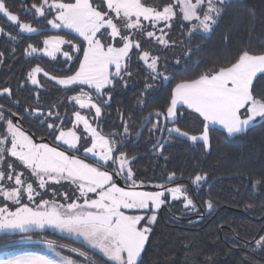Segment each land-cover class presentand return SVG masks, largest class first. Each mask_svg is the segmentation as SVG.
<instances>
[{
	"label": "snow or ice",
	"instance_id": "obj_1",
	"mask_svg": "<svg viewBox=\"0 0 264 264\" xmlns=\"http://www.w3.org/2000/svg\"><path fill=\"white\" fill-rule=\"evenodd\" d=\"M228 2L169 0L158 10L142 0H52L51 3L33 0L30 8H25L26 12L34 10L33 15L38 17L51 15L48 12L51 9L55 14L46 19V23L52 29L70 30L67 39L59 34L45 38L43 49L29 43L24 49L26 55L43 51L45 56L55 59L61 46L68 44L70 49L63 52L67 60L73 58L69 54L72 49L82 56L76 58L79 67L73 74L60 78L35 66L27 80L39 85L37 74L43 72L57 85L77 93L68 98L69 102H74L80 110H87L88 115L74 108L72 127L66 129L58 111L31 109L30 114L41 120L57 142L50 146L35 142L34 136L26 134L19 121L11 118L20 113L13 111L6 116L5 106L0 104V182H12L8 187L0 184V197L8 202L0 206V233H31L44 245L39 250L3 251L0 264H140L151 225L157 221L158 210L169 197L172 201L182 200L186 209L196 208L186 186H169L175 181V172L167 174V182L156 184L154 190H140L145 182L136 179L132 167L135 157L123 151L117 133L106 136L99 130L98 122L102 109L111 101V92L105 90L115 88L117 82L126 86L125 78L132 76L128 65L134 49L133 54L150 70V81L175 79L169 75L167 59L161 66L159 55L150 56L149 51L142 48L138 35L154 38L166 48L175 46L176 41L165 39L168 36L165 29H171L174 20L187 22L181 25L189 29L187 51L173 57L179 65L193 55L190 42L193 33L211 32ZM0 14L16 24L21 33L37 32L32 24L20 21L6 0H0ZM158 25L162 26L157 28ZM0 34H4L3 28ZM71 34L80 38L78 43ZM8 35L12 40L17 39L15 35ZM3 55L0 52V57ZM260 81H264V49L243 50L226 65L205 69L192 78H182L172 90L166 109H156L145 117L146 122L152 123L149 132H166L169 138L175 134L192 142H202L207 151L211 147L210 131L214 126H219L228 137H235L254 127L258 117L264 119V92L254 89V82ZM80 86H87L91 91ZM145 87L151 88L152 84ZM5 94L12 97L11 89H0V95ZM14 103L18 105L19 101ZM183 109L195 113L201 121L199 135L178 126L177 117L183 114ZM24 111L30 110L25 108ZM81 126L82 132H78ZM123 134L130 135L126 120ZM136 135L140 136L141 132ZM154 147L162 153L164 144L158 140ZM81 151L83 157L78 155ZM8 157L14 159L9 161ZM88 158L90 162H86ZM25 169L30 175H26ZM117 177H122L127 187L119 186ZM206 180V174L194 177L196 184ZM62 181L74 186L72 195L52 187ZM262 182L264 175L252 181L255 185ZM205 203L209 211L213 210L211 200ZM48 230L58 234L60 239L49 238ZM62 239H70L79 246L63 243ZM255 246L264 250V236L255 241ZM97 253L104 258L102 261L96 259Z\"/></svg>",
	"mask_w": 264,
	"mask_h": 264
},
{
	"label": "trees",
	"instance_id": "obj_2",
	"mask_svg": "<svg viewBox=\"0 0 264 264\" xmlns=\"http://www.w3.org/2000/svg\"><path fill=\"white\" fill-rule=\"evenodd\" d=\"M32 2L25 0L24 5H21L8 0L7 6L12 12L21 13ZM168 2L144 0L146 5H156L158 8ZM23 15L37 31L45 30L40 28L42 20H36L32 12ZM181 25L179 22L175 24L171 38L176 43L181 42L184 53L189 42L185 33L189 30ZM0 28L4 30V34H0V52L4 53L0 57V89L8 87L12 91V97L0 95V104L9 112L20 113L18 118L27 134L37 140L47 139L52 145L53 140L48 135L47 127L42 126L40 119L33 117L30 111L39 107L47 112L52 108L54 113L58 111L61 118L65 116L66 119V104L63 101L73 91H67L66 94L48 83L40 89L30 87L27 75L35 66L58 77L63 76L64 71L59 63L33 55L26 56L24 51L29 43L37 47L39 40L49 32L22 36L1 18ZM5 34L15 35L17 39H7ZM190 42L193 55L186 61L182 60L179 65L173 60L175 49L169 50L170 54L168 51L158 54L161 66L167 59L169 75L175 79L168 82L150 81V74L141 69L133 50L128 65L132 76L125 78L127 85L117 82L115 88L105 90L111 92V101L102 109L99 129L106 136L118 134L120 147L129 157H135L132 167L136 179L145 182L144 187L152 183H166L167 174L175 172L176 178L172 185L185 184L191 189L195 175H207V180L197 184L196 190L187 191L196 205L195 213L179 214L181 207L172 205L158 215L140 264H264V250L255 246V241L264 236V182L260 185L252 183L264 175V120L232 139H228L222 131L213 129L210 131L211 147L208 151L199 143L191 144L174 135L169 138L164 132L161 140L164 148L161 153L154 147L160 133L149 132L152 123L142 133L139 142L135 143L136 133L142 127L145 117L156 109H166L172 88L182 78H192L205 69L226 65L243 50L258 52L264 49V0H229L213 30L207 35L193 34ZM148 83L152 84L151 88L145 87ZM257 92H264V81H260ZM16 100L19 101L18 105L14 103ZM53 105L56 107L53 108ZM25 108L30 111L25 112ZM125 120L130 131L127 137L123 134ZM151 121L154 123L155 117ZM177 122L179 127L190 134L202 131L201 121L186 114L178 116ZM234 176L236 178L227 179ZM218 178L221 180L215 182L206 194L208 185ZM54 188L75 192L67 183ZM209 200L213 202L211 211L205 203ZM187 210L184 209V212ZM47 235L49 238L60 239L58 235L49 232ZM29 236L30 242L21 241ZM37 240L38 237L31 233L1 236L0 251L39 249V245L31 243ZM61 242L79 246L70 239H62ZM96 259L103 260L98 255Z\"/></svg>",
	"mask_w": 264,
	"mask_h": 264
},
{
	"label": "rangeland",
	"instance_id": "obj_3",
	"mask_svg": "<svg viewBox=\"0 0 264 264\" xmlns=\"http://www.w3.org/2000/svg\"><path fill=\"white\" fill-rule=\"evenodd\" d=\"M7 1L8 0H6V4H7ZM49 2L51 3L52 2V0H49ZM72 2H74V0H72ZM142 2L144 3V0H142ZM18 3V2H17ZM148 6H154V7H157L156 5H148ZM158 8V7H157ZM24 10H23V12H21V13H15V12H13L14 14H17L18 16H19V18H20V21L21 22H25V23H29L26 19H25V16L23 15V13H26V11H25V8H23ZM158 10H162V8H158ZM48 12H50L51 13V15H49V16H47V17H44V18H42L41 20H42V23L40 24V28H43V30H44V28L49 32V34H47V36H45V37H43V38H41L40 40H39V45L37 46L39 49H43V40L45 39V38H47L48 36H50V35H54V34H59V35H61V36H63V37H65L66 39L68 38V33L70 32V30H68V29H52L51 28V26L50 25H48L47 23H46V19H51L52 18V16L55 14L54 12H52V10L51 9H48ZM0 18L3 20V22H5L7 25H9L12 29H15V31L18 33V34H20V35H22V36H34V35H36V33H32V34H28V33H21L20 31H19V28H18V26L16 25V24H14L13 22H10V21H8L7 20V18L6 17H4L2 14H0ZM177 22H179V23H182V24H186L187 22H183V21H180V20H174L173 22H172V28L171 29H165V31L168 33V36H166L165 37V39H168V38H171V32L173 31V29H174V27H175V24L177 23ZM145 24H146V27H148L149 28V30H152L151 29V27H150V25H147V22H145ZM160 26H162V25H158L157 26V28H159ZM189 30V29H188ZM157 35H160V33L157 31V33H156ZM187 36H188V31L185 33ZM193 34H201V35H207L208 33H203L202 31H197V32H195V33H193ZM72 36H74L75 37V34H71ZM5 37L8 39L9 38V35H7V34H5ZM137 38L138 39H140V41H141V43H142V48L143 49H145V50H149L150 52V56L151 55H158L159 54V52H163V51H168V54H170V52L171 51H169V50H176V51H173V53H171V54H173V55H175V56H182L184 53H183V51H182V44H181V42H177L176 43V45L175 46H170V47H165V46H163V45H161V44H159L158 42H156V40L154 39V38H152V39H149V38H147L146 36H143V35H138L137 36ZM79 40H80V38L79 37H75V40H74V42L75 43H78L79 42ZM171 40H172V38H171ZM174 41V40H173ZM70 45H68V44H65V45H62L61 46V51L60 52H58V53H56V56H55V59H53L52 57H48V56H45L44 54H43V51H38L37 53H34V54H32L33 56H36V57H40L41 59H44V60H48V61H54V62H56V63H59V66L60 67H62L61 69H62V71H64V73H63V76H61L60 78H63L65 75H69V74H73L76 70H78V67H79V64H78V61H77V57L79 56L80 58H82V56H81V54L80 53H77L74 49H72L71 51H70V55L73 57L71 60H67V58L63 55V52L64 51H67V50H69L70 49ZM177 50H178V52H177ZM134 51H136L135 49H134ZM131 54V53H130ZM26 56H28V55H26ZM137 59H138V63L140 64V66H141V69L142 70H144V71H146V72H148L149 74H151V72H150V70L147 68V66H146V64L142 61V60H139V58H138V56H137ZM168 61H170V60H168ZM55 70H57V69H55ZM58 71V70H57ZM28 76V75H27ZM52 76H55V75H53L52 74ZM56 77H58V76H56ZM37 79L39 80V82H40V84L39 85H32L31 84V82L29 81V80H27L28 82V85L30 86V87H32V88H38V89H40L41 87H44V86H46L47 85V83L49 84V85H51L52 86V88H56V89H58V91H60V92H64V93H66L67 91H71V90H68V89H65V88H63L62 86H59V85H57L56 84V82H55V80H49L47 77H45L44 76V74H43V72L42 73H39V74H37ZM43 79H45L44 81H43ZM259 85H260V82L259 83H255L254 82V89L256 90V91H258V89H259ZM75 87V86H74ZM80 87H83L84 89H85V91H91L90 89H88L87 88V86H80ZM175 87V86H174ZM174 87L172 88V90L174 89ZM172 90H171V92H172ZM67 94V93H66ZM74 94H77V93H75V92H70V93H68V95H66L65 96V99H64V104H66V108H65V113H67V117H66V119H65V116H64V127L67 129V128H71L72 127V121L74 120V116L72 115V113H73V111H74V108L76 109V110H80L79 108H78V105H74V102H69V97L71 96V95H74ZM81 111V113L82 114H85V115H88V111L87 110H80ZM31 112V111H30ZM182 112H183V114H186V115H188V116H190V117H192V118H195V119H198L197 118V115L195 114V113H191L190 112V110H187V109H183L182 110ZM91 115H94V111L91 113ZM103 115V114H102ZM33 117H35V115H32ZM180 116V115H179ZM102 119V116H101V118L99 119V122H100V120ZM177 119H178V117H177ZM199 120V119H198ZM264 119H261V118H257V121L256 122H254L255 123V125L256 124H258L259 122H261V121H263ZM200 121V120H199ZM99 122H98V124H99ZM40 124H41V120H40ZM213 129H217V130H219V131H222L223 133H224V135L228 138V139H232V138H234V137H228L227 136V134H226V132L224 131V130H222L219 126H214L213 127ZM77 131L78 132H82V126H81V128H78L77 129ZM201 133V132H200ZM199 133V134H200ZM167 134V133H166ZM199 134H195V135H199ZM48 135H49V137L53 140V144L54 143H57V142H55L54 141V139H53V136L50 134V130L48 129ZM174 136H176L175 134H173ZM176 137H178V136H176ZM179 138H182V139H184V140H187V141H189L191 144H196V143H199V144H201V145H203L202 144V142H192V141H190V140H188L187 138H184V137H179ZM37 143H41V142H37ZM50 143V142H49ZM48 143V144H49ZM81 143L83 144L84 143V141L82 140L81 141ZM51 144V143H50ZM49 144V145H50ZM52 144V145H53ZM51 146V145H50ZM205 149V148H204ZM208 151V150H207ZM78 155H80L81 157H83V152L81 151L80 153H78ZM8 159L9 160H13L14 158H11V157H8ZM91 158H88L87 160H86V162H88V160H90ZM17 163V165H19V162L17 161L16 162ZM5 168H6V163H5ZM25 171V173H26V175H30L28 172H27V170L25 169L24 170ZM122 178V177H121ZM34 179V178H33ZM123 179V178H122ZM124 180V179H123ZM64 183H67V184H69L70 186H72L70 183H68V182H64V181H62L61 182V184L60 185H62V184H64ZM0 184H4V186L5 187H8V186H11V184H12V182H7V181H5V182H0ZM156 185V183H152V184H149L148 186H145L147 189H140V190H154V186ZM179 185H184V186H186L185 184H179ZM196 183L193 181L192 182V184H191V189H189V187L188 186H186V190L187 191H192V190H194L195 189V187H196ZM55 186H59V185H52V187L54 188ZM169 186H175V185H169ZM127 187V186H126ZM72 188L73 189H75L74 188V186H72ZM56 189V188H55ZM58 192H68V194L69 195H72L73 194V191L72 190H62V191H60V190H58V189H56ZM196 190V189H195ZM41 191H43V190H41ZM78 194V193H77ZM49 195H50V193H49ZM190 196V195H189ZM191 197V196H190ZM37 199H39V197H37ZM58 199H62L61 197H58ZM25 202H27L26 201V199H25ZM5 203H8V202H6V201H4L3 200V198L2 197H0V206H3V204H5ZM172 205H179L180 207H181V210L182 211H180L179 212V214H183V215H185V214H191V213H195L196 212V209H188L187 210V212H184V209H186V208H184V206H183V203H182V200H177V201H172L171 199H170V197H169V199H168V202H166L164 205H162L161 206V208L158 210V213H157V217H158V215H160L161 214V212L163 211V210H165V208H171V206ZM142 224H144L145 222L144 221H142L141 222ZM154 225V224H153ZM153 225H151V227L153 226ZM48 232L49 233H52L51 232V230H48ZM53 234V233H52ZM21 235H24V234H21V233H15V234H4V233H0V237L1 236H21ZM55 235H58V234H55ZM59 236V235H58ZM21 240H23V241H25V240H28V239H21ZM29 241V240H28ZM28 241H26L27 243H28ZM31 243H34V244H36V245H39L40 247H39V249L40 248H44V245H42V244H40V243H38L37 241H33V242H31ZM146 244H147V242H146ZM146 244H145V247H146ZM1 252V251H0ZM143 254V253H142ZM97 255L98 256H100L102 259H104L102 256H101V254H99V253H97Z\"/></svg>",
	"mask_w": 264,
	"mask_h": 264
},
{
	"label": "water",
	"instance_id": "obj_4",
	"mask_svg": "<svg viewBox=\"0 0 264 264\" xmlns=\"http://www.w3.org/2000/svg\"><path fill=\"white\" fill-rule=\"evenodd\" d=\"M10 1H16V2H19L21 5H24V3H25V0H10ZM33 12H34V10H32ZM43 17H38V15H35V19L36 20H40V19H42ZM4 111H5V113H6V116H10V113L11 112H9L8 110H6V109H4ZM149 116V114L147 115V117ZM14 121H19V124L21 123V121H20V119L18 118V117H11ZM154 118V116H152L150 119L152 120ZM63 119V118H62ZM64 120V119H63ZM149 125V123L148 122H146V121H144V123H143V125H142V127L139 129V131L138 132H141V135H142V133L144 132V130L146 129V127ZM20 126H21V124H20ZM142 130V131H141ZM26 132V131H25ZM27 133V132H26ZM164 134V133H163ZM163 134H159V138H158V140L161 142V140H162V137H163ZM141 135L140 136H136V141H135V143H138L139 142V140H140V138H141ZM34 141L35 142H43V143H49V141L47 140V139H41V140H37V139H35L34 138ZM50 144V143H49ZM233 178H236L235 176L234 177H228L227 179H233ZM219 180H221V178H218V179H214L209 185H208V187H207V189H206V194L208 193V191H209V188L215 183V182H217V181H219ZM116 182H117V184L119 185V186H121V187H125L124 185H123V183H122V180L119 178V177H117L116 178ZM142 189H147V188H142Z\"/></svg>",
	"mask_w": 264,
	"mask_h": 264
},
{
	"label": "flooded vegetation",
	"instance_id": "obj_5",
	"mask_svg": "<svg viewBox=\"0 0 264 264\" xmlns=\"http://www.w3.org/2000/svg\"><path fill=\"white\" fill-rule=\"evenodd\" d=\"M12 2H16V1H12ZM19 3V2H18ZM30 8V7H29ZM32 12V14L34 13L33 11H31ZM49 16V15H48ZM33 17H35V15H33ZM44 18V17H43ZM40 32H48L46 29L44 30V31H37V33L36 34H38V33H40ZM145 121V120H144ZM148 127V126H147ZM146 127V128H147ZM98 128H99V126H98ZM100 130V129H99ZM145 131V130H144ZM27 134V133H26ZM137 136V135H136ZM142 136V135H141ZM135 141H136V139H135ZM120 179H121V177H119ZM122 180V179H121ZM122 183H123V181H122ZM124 185V184H123ZM125 186V185H124ZM126 187V186H125Z\"/></svg>",
	"mask_w": 264,
	"mask_h": 264
},
{
	"label": "crops",
	"instance_id": "obj_6",
	"mask_svg": "<svg viewBox=\"0 0 264 264\" xmlns=\"http://www.w3.org/2000/svg\"><path fill=\"white\" fill-rule=\"evenodd\" d=\"M70 191V190H69ZM24 240L25 239H28V238H23ZM21 241H23V240H21ZM26 241H28V240H25L24 242H26ZM28 242H30V240L28 241ZM40 249H43V248H40ZM21 250H24V249H21ZM30 250H39L38 248H30ZM16 251H19V250H16ZM3 251H1L0 253H2ZM9 252H13V251H9Z\"/></svg>",
	"mask_w": 264,
	"mask_h": 264
}]
</instances>
